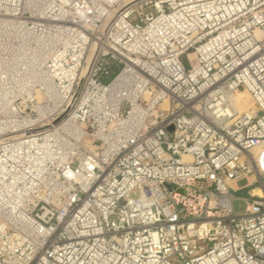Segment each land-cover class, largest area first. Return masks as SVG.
Segmentation results:
<instances>
[{
  "label": "built area",
  "instance_id": "2783aa9c",
  "mask_svg": "<svg viewBox=\"0 0 264 264\" xmlns=\"http://www.w3.org/2000/svg\"><path fill=\"white\" fill-rule=\"evenodd\" d=\"M260 155L264 0H0V264H264Z\"/></svg>",
  "mask_w": 264,
  "mask_h": 264
},
{
  "label": "rangeland",
  "instance_id": "374dc122",
  "mask_svg": "<svg viewBox=\"0 0 264 264\" xmlns=\"http://www.w3.org/2000/svg\"><path fill=\"white\" fill-rule=\"evenodd\" d=\"M182 62L184 63L186 67H188L189 63H188L187 55L182 56ZM115 66L116 67L113 68L110 75L103 78L104 81L110 80L112 76L114 75V73L117 72V69L119 68V66L118 65H115ZM246 99L248 100V103H250L251 105L254 104V101L249 93L246 95ZM250 183H251L250 178H243L236 182V186L240 187L238 190H236L237 198H235L233 202L234 210L237 213L243 212L245 210V207H246L245 197L249 195L248 192L250 189L257 187V185H252L250 187H247ZM138 194H139L138 190H135L131 193V196L136 197L138 196Z\"/></svg>",
  "mask_w": 264,
  "mask_h": 264
},
{
  "label": "bare ground",
  "instance_id": "6f19581e",
  "mask_svg": "<svg viewBox=\"0 0 264 264\" xmlns=\"http://www.w3.org/2000/svg\"><path fill=\"white\" fill-rule=\"evenodd\" d=\"M191 57L194 56V54H190ZM248 94L247 91L245 90H238L236 93L233 94L232 96V101L234 104H236L238 106V108L240 110H247L249 108H254L255 107V104H250L248 103V100L246 99V95ZM259 161H261L263 167H264V164H263V160L261 158V155L259 157ZM234 187H235V184L232 182L231 183ZM254 194H257V195H261L262 194V191L259 189V188H256L254 191H253Z\"/></svg>",
  "mask_w": 264,
  "mask_h": 264
},
{
  "label": "trees",
  "instance_id": "16d2710c",
  "mask_svg": "<svg viewBox=\"0 0 264 264\" xmlns=\"http://www.w3.org/2000/svg\"><path fill=\"white\" fill-rule=\"evenodd\" d=\"M111 67H112V68H115L116 66H115V64H114V63H112ZM112 70H113V69H112Z\"/></svg>",
  "mask_w": 264,
  "mask_h": 264
}]
</instances>
